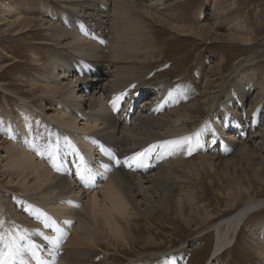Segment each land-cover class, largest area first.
<instances>
[{
  "label": "bare ground",
  "instance_id": "bare-ground-1",
  "mask_svg": "<svg viewBox=\"0 0 264 264\" xmlns=\"http://www.w3.org/2000/svg\"><path fill=\"white\" fill-rule=\"evenodd\" d=\"M61 2L64 11L58 16L47 12V7H44L41 13L30 11L33 14L31 17L18 13L16 20L11 22L20 24L15 34L39 29L46 39L52 41L55 53L43 65L45 73L38 78L41 84L35 85L36 89H42V97L48 96L57 110L43 125L40 113L34 114L29 110L26 101L22 103L21 115L15 116L9 111H2L1 114L11 143L4 148L0 161L6 173L12 175L9 183L13 181L19 185L22 192L6 198L0 188V221L5 223L3 231L0 230V247L8 250L6 264H94L95 260L105 257L102 250L108 248L117 252L120 245L128 247L136 237L133 236V221L137 223V219L146 217L142 203L157 208V197L160 202L172 197V185L177 179L173 175L172 161L184 164L182 162L190 142L194 148L202 149L207 138L208 125L194 133L188 131L190 115L201 108L200 102L184 107V113L181 112L182 107L170 109L176 107L179 101L189 100V92L183 88L173 91L165 86L160 93L157 91L156 104L139 110L134 117H131L134 114L132 102L143 93L142 82L137 78H121L115 83L113 94L107 101L102 95L97 96L95 85H90V92L85 96L82 93L80 99H76L75 95L79 86L89 82L87 77L93 73L100 76L104 66H113L119 75L132 69L124 64V59L126 55L132 57L140 52L137 42L146 32V17H159V21L163 20L172 30H180L182 26L176 24L179 21L176 16L177 2V5L173 0H153L151 4L145 0ZM48 16H52L51 19ZM109 32H113L111 41L114 44L107 38ZM121 36L131 37L132 40L123 43ZM251 56L244 64L252 63ZM106 57H110L112 62L106 63ZM237 69L239 71L241 66ZM236 73L232 75L235 77ZM95 79L92 77L91 81ZM128 81L130 85L123 88L122 84ZM250 84L243 80L237 93L229 91L218 98L219 104L212 107L214 113L209 114V123L214 126L210 131L211 142L234 143L231 135L224 136L228 131L226 126L215 123L223 114L224 119L233 120L232 126L239 124L236 118L239 114L233 113L232 108L234 104L244 107L250 92L246 86ZM125 94L130 99L126 103L128 110L121 119L114 111ZM167 104L172 107L170 112L165 113ZM174 112L176 115L173 117L171 114ZM121 124V135L118 136ZM34 126L42 127L49 134V150L55 152L59 148L61 151L53 169L47 164L51 158L46 160L42 155V143L32 140ZM56 127L63 134H57ZM142 129L146 133L141 132ZM92 133L96 136L90 135ZM70 140L82 144L77 162L70 159L72 153L66 146ZM95 150H98V156H95ZM150 150V154L144 155ZM153 167L164 171L141 177ZM102 179L104 181H100ZM187 198L189 204L197 200L192 193ZM263 207L264 199L248 202L238 213L213 225L211 229L216 231L217 236L216 253L231 247L241 223ZM262 247L259 250L264 256V241ZM185 255L184 252L170 259L162 256L159 264H177ZM146 260L135 264H148Z\"/></svg>",
  "mask_w": 264,
  "mask_h": 264
},
{
  "label": "rangeland",
  "instance_id": "rangeland-1",
  "mask_svg": "<svg viewBox=\"0 0 264 264\" xmlns=\"http://www.w3.org/2000/svg\"><path fill=\"white\" fill-rule=\"evenodd\" d=\"M145 1L148 4L153 2ZM173 2L179 6L178 15L176 14L179 21L176 24L178 27L182 26L180 30H172L163 20L160 22L159 17H146V32L143 33L142 40L137 42L140 52L132 57L126 55L124 59V64L132 67L129 73L123 71V74L119 75L115 73L113 66H104L100 76H94L95 73L92 72L93 74L87 77L88 81L97 88V96L102 95L106 98L105 101L113 94L115 83L121 81V78L139 79L146 101H150V97L157 91L160 93L165 86L173 91H181L183 88L189 92V100L179 101L173 109L167 104L168 107L164 111L166 110V113L170 112V109L182 107L181 112L184 113V107L195 101L200 102L201 108L193 111L188 122L189 133H194L204 125H208L207 132L214 127L209 123V114L214 113L212 107L219 104L218 98H222L225 93H237L244 80L246 84L251 83L246 86L250 92L245 99V105L240 108L234 104L232 108L233 113L239 114L235 116L239 119V124L232 126L227 118H223V114L219 115V122L215 123L226 126L227 137L235 136V142L230 151H227V147L224 150L227 142L210 143V132L207 133L204 148L196 149L190 142L182 162L184 164L172 161L173 175L179 179H175L176 184L172 185L173 198L160 202L157 197V208L142 203L146 217L137 219V223L133 221V236H136L133 243L128 247L120 245L117 252L108 248L102 250L105 257L95 260L94 264H135L144 262L146 258L148 264H158L162 259L161 255H167L170 259L179 249L186 253L185 260L182 259L184 264H264V256L260 254L264 241V207L251 213L241 223L236 240L231 247L225 248L224 252L216 253V231L211 229L213 225L241 211L248 202L264 199V0ZM44 7L55 16L64 11L61 0H0V157L4 148L11 143L8 131L4 130L2 124V111H9L15 116L21 115L22 103L26 101L29 110L34 114L40 113L39 119L43 125L57 110L48 96L42 97V89H36L35 85L41 84L38 78L45 73L43 65L55 53L52 41L46 39L39 29L15 34L20 24H11L19 14L31 17L33 14L30 11L41 13ZM51 17L48 16V19ZM112 33L107 34L110 41ZM121 37L125 39L121 38L123 43L132 40L128 36ZM113 42L112 40L111 43L114 44ZM250 56L253 57L252 63L244 64ZM104 61L112 62L110 57H106ZM239 65L241 69L238 71ZM235 71L237 73L234 77L232 73ZM92 77L96 79L91 81ZM87 78L83 79L87 81ZM128 85L129 81L123 83L122 87L126 88ZM82 93L85 96L81 85L76 90V99H80ZM125 99L130 98L126 96ZM155 102L153 99L152 103ZM126 103L123 104L124 107ZM132 103L134 114L131 117H134L138 112L137 101ZM122 108L121 105V109L119 106L116 112L114 111L116 117L121 119L126 114ZM141 109L143 108H139ZM174 113L171 114L173 117L176 115ZM122 125L118 136L121 135ZM32 129L33 142L42 143L43 157L46 160L53 159L56 153L48 148L49 134H46L42 127L34 126ZM58 132L59 129L57 134ZM141 132L146 133V130L142 129ZM256 133L259 134L254 135ZM90 135L96 136L93 133ZM161 146L162 143L159 148ZM68 148L74 156L81 146L72 142L68 144ZM97 151L95 150V156H98ZM76 158L77 156L74 157ZM49 161L48 167L52 169L54 164ZM55 161L54 158L53 162ZM178 166L179 168H176ZM161 171L164 170L153 167L142 173L141 177L145 178ZM7 175L5 166L0 161L2 194L6 198L21 194L19 185L13 181L9 183L12 175ZM85 187L88 188L89 185L86 184ZM191 193L197 200L189 204L187 195ZM26 216L30 221L29 215ZM3 224L5 223L0 221L2 231ZM2 250L3 247L0 252ZM3 253L5 258H0V264H6L5 260L9 254L7 249Z\"/></svg>",
  "mask_w": 264,
  "mask_h": 264
}]
</instances>
